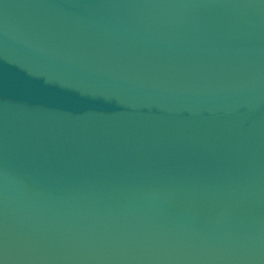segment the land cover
Segmentation results:
<instances>
[{"label":"water","instance_id":"95a60500","mask_svg":"<svg viewBox=\"0 0 264 264\" xmlns=\"http://www.w3.org/2000/svg\"><path fill=\"white\" fill-rule=\"evenodd\" d=\"M0 264H264V0H0Z\"/></svg>","mask_w":264,"mask_h":264}]
</instances>
